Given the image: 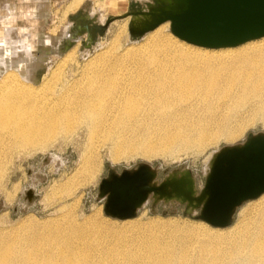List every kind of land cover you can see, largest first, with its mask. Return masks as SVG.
I'll return each mask as SVG.
<instances>
[{
  "label": "bare ground",
  "instance_id": "6f19581e",
  "mask_svg": "<svg viewBox=\"0 0 264 264\" xmlns=\"http://www.w3.org/2000/svg\"><path fill=\"white\" fill-rule=\"evenodd\" d=\"M81 1L73 0L70 6L75 7ZM124 1L105 0L102 9L104 6L113 13H120L119 6ZM33 20L37 22L38 17ZM168 24L154 29L157 32L149 38V46L135 56L134 47L113 52L120 44L122 33H127L126 20L118 28L111 47L87 60L82 71L77 76L73 74L72 80L62 77L70 81L62 83L59 91L49 84L56 85L61 80L67 62L80 64L76 47L58 60L50 75L37 83L35 70L46 55L49 52L60 54L53 43L57 36L40 39L18 33L15 28L10 34L1 30L4 33L0 44V155L13 148L45 149L57 137H67L80 126L86 127L90 140L104 134V141L113 144V158L133 154L136 150H143L149 156L171 154L177 150L201 149L222 137H236L243 126L232 127L230 121L250 103L264 115L263 40L245 43L238 49H202L189 43L184 46L161 32ZM142 123L153 124L162 131L160 144L133 138L121 140L126 129ZM213 154L206 162L205 174ZM82 155L77 176L57 187V193L71 195L98 170L97 156L92 155L89 148ZM1 170L0 162V176ZM260 200L255 215L230 231L212 233L204 228L185 235L156 233L153 240H149L148 235L141 236L136 249L121 253V263L231 264L243 261L264 264V194ZM70 225L79 243V235L86 227ZM31 228L38 231L37 226ZM44 236L50 240L45 247L36 248L38 245L34 244L42 242L43 237L20 236L18 241L23 242V246L14 250L0 234V264H81L73 249L78 246L58 229Z\"/></svg>",
  "mask_w": 264,
  "mask_h": 264
},
{
  "label": "rangeland",
  "instance_id": "374dc122",
  "mask_svg": "<svg viewBox=\"0 0 264 264\" xmlns=\"http://www.w3.org/2000/svg\"><path fill=\"white\" fill-rule=\"evenodd\" d=\"M72 1L29 0L23 7L11 10V13L17 16L18 26L9 22L11 13L10 16H0V44H2L4 31L10 34L13 31L11 29L14 28L18 33L31 38L43 39L45 36H57V40L53 43L60 54L49 52L46 55L45 61L35 70L37 83L41 82L43 77L50 75L52 69L56 68L58 60L76 47V58L80 66L74 62H67L63 66L65 74L63 76L61 74V80L64 76L72 80L73 74L77 76L87 60L106 52L111 47L118 28L126 20H128L127 33H122L120 44L114 48L113 52H124L128 47H134L136 48L135 56H139L140 52L149 46V38L157 32L153 30L141 37H132L129 33L131 17L126 16L131 8L145 9L156 0H125L119 6L120 13H113L104 6L103 10L102 5L105 0H82L75 7L70 6ZM32 13H39V15L34 17L30 15ZM37 17L38 21L34 22L33 19ZM3 29L4 31H1ZM161 32L167 38L177 41L178 44L187 46V42L175 38L169 24L163 26ZM260 40L264 41V38L253 41ZM240 46L230 48L238 49ZM192 48L195 49L196 46ZM61 80L57 81L56 85L50 82L49 86H54L59 91L62 83L70 81ZM253 104L250 103L240 109L230 121L232 127L243 126L239 135L234 138H219L201 149L177 150L171 154L151 156L143 150H136L133 154L126 156L123 154L119 158H113L111 156L113 144L104 141V134H98L90 140L86 127L80 126L67 137H57L45 149L7 150L0 155L3 166L0 176V234L11 249L15 250L23 246V242L18 241L20 236L43 237L42 242L39 240L34 243L38 245L36 248H42L50 242L44 238V235L47 232L52 234L55 229H58L62 236L78 246L73 249L77 252L75 258H79L81 264H122L121 253L126 252V249H136V243L144 235H148L149 240H153L156 233L173 235L179 232L185 235L194 231L200 232L204 228L215 233L230 231L240 226L250 216L255 215L261 196L242 204L237 209L230 226L217 228L186 215L183 205L163 201L155 203L153 199L139 209L136 217L126 220L115 219L104 212V200L98 197V193L102 179L110 172L120 173L124 169H134L141 163H148L156 168L160 180L176 169L189 168L200 189L205 183L204 168L212 153L225 145L240 144L251 135L264 133V115L257 112ZM161 133L162 131L153 124H136L122 133L121 140L133 138L136 141L150 140L160 144ZM86 148H89L92 155L97 156L98 170L89 181L77 186L71 195L57 193L55 191L58 190L57 187L64 186L69 179L72 180L77 176L82 164L81 156ZM70 224L86 227L79 235V243L73 236L71 230L73 227ZM32 226H37L38 231H34ZM231 264L252 263L235 261Z\"/></svg>",
  "mask_w": 264,
  "mask_h": 264
},
{
  "label": "water",
  "instance_id": "95a60500",
  "mask_svg": "<svg viewBox=\"0 0 264 264\" xmlns=\"http://www.w3.org/2000/svg\"><path fill=\"white\" fill-rule=\"evenodd\" d=\"M129 33L141 37L170 23L180 40L209 49L237 47L264 38V0H156L145 9L131 8ZM176 169L161 180L156 168L141 163L110 172L98 197L115 219L136 217L149 200L178 203L185 214L217 228L230 226L237 209L264 194V133L215 151L199 189L189 168Z\"/></svg>",
  "mask_w": 264,
  "mask_h": 264
},
{
  "label": "crops",
  "instance_id": "0c3cea01",
  "mask_svg": "<svg viewBox=\"0 0 264 264\" xmlns=\"http://www.w3.org/2000/svg\"><path fill=\"white\" fill-rule=\"evenodd\" d=\"M29 2V0H0V13H3V16L9 15L12 12L11 10L17 7H23L25 3ZM11 8V9H10ZM12 14V13H11ZM30 15L33 16H38L39 13H32ZM2 16V17H3ZM1 17V19H2ZM9 22L12 23L13 25H17L18 19L16 15H11L9 17Z\"/></svg>",
  "mask_w": 264,
  "mask_h": 264
}]
</instances>
